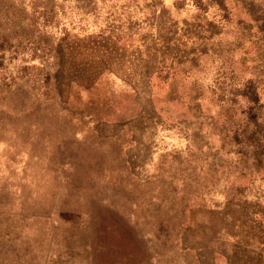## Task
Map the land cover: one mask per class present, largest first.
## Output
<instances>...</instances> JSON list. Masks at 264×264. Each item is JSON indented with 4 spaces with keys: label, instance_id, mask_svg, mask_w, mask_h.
<instances>
[{
    "label": "rangeland",
    "instance_id": "rangeland-1",
    "mask_svg": "<svg viewBox=\"0 0 264 264\" xmlns=\"http://www.w3.org/2000/svg\"><path fill=\"white\" fill-rule=\"evenodd\" d=\"M0 264H264V0H0Z\"/></svg>",
    "mask_w": 264,
    "mask_h": 264
}]
</instances>
